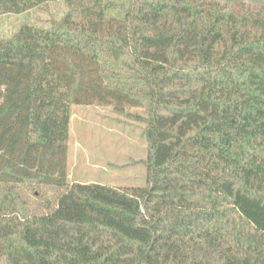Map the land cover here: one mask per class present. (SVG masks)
Returning a JSON list of instances; mask_svg holds the SVG:
<instances>
[{
	"label": "trees",
	"instance_id": "16d2710c",
	"mask_svg": "<svg viewBox=\"0 0 264 264\" xmlns=\"http://www.w3.org/2000/svg\"><path fill=\"white\" fill-rule=\"evenodd\" d=\"M64 1L0 37V262L264 264V0ZM94 104L143 110L145 184L70 180Z\"/></svg>",
	"mask_w": 264,
	"mask_h": 264
},
{
	"label": "rangeland",
	"instance_id": "374dc122",
	"mask_svg": "<svg viewBox=\"0 0 264 264\" xmlns=\"http://www.w3.org/2000/svg\"><path fill=\"white\" fill-rule=\"evenodd\" d=\"M64 0L48 2L21 13L0 14V37L14 34L23 24L46 25L63 16ZM144 112L128 107L123 113L112 106L75 105L72 117V139L69 157L71 181L98 182L111 186L146 183L149 142L145 135ZM62 190L47 187L42 196L26 192L37 213L46 212L49 199L56 205ZM0 264H4L0 262Z\"/></svg>",
	"mask_w": 264,
	"mask_h": 264
}]
</instances>
